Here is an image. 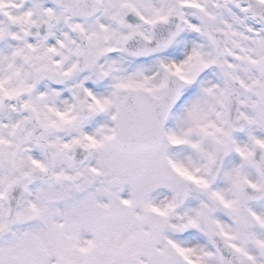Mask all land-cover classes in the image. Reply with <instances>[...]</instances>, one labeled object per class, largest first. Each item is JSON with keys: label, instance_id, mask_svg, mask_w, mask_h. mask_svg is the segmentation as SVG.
<instances>
[{"label": "snow or ice", "instance_id": "6c2138e0", "mask_svg": "<svg viewBox=\"0 0 264 264\" xmlns=\"http://www.w3.org/2000/svg\"><path fill=\"white\" fill-rule=\"evenodd\" d=\"M0 264H264V0H0Z\"/></svg>", "mask_w": 264, "mask_h": 264}]
</instances>
